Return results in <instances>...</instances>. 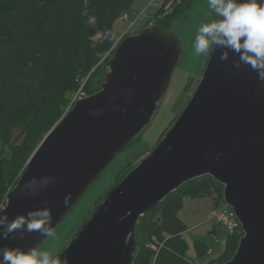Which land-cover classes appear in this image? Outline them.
<instances>
[{
  "label": "water",
  "instance_id": "1",
  "mask_svg": "<svg viewBox=\"0 0 264 264\" xmlns=\"http://www.w3.org/2000/svg\"><path fill=\"white\" fill-rule=\"evenodd\" d=\"M222 52L228 59H220ZM182 53V40L152 23L125 36L102 66L99 89L78 98L33 151L2 214L12 220L47 207L52 232L119 153L144 136ZM124 172L56 255L61 260L134 264L141 216L184 183L210 175L223 185V200L243 232L234 255L219 264H264V82L239 53L210 49L184 108ZM44 177H50L46 188L43 182L25 186ZM14 235L0 237V248H38L48 237L24 230Z\"/></svg>",
  "mask_w": 264,
  "mask_h": 264
},
{
  "label": "trees",
  "instance_id": "2",
  "mask_svg": "<svg viewBox=\"0 0 264 264\" xmlns=\"http://www.w3.org/2000/svg\"><path fill=\"white\" fill-rule=\"evenodd\" d=\"M133 1L1 0L0 194L10 187L12 179L18 181L33 151L63 116L71 99L70 91L79 82L78 75H70L69 71L79 60L86 68L99 62L117 40L114 23L130 10ZM192 3L193 0H182L162 21L152 24L169 29L174 18L183 15ZM85 10L88 15L82 14ZM89 16L96 17L94 25L87 23ZM104 63L93 70L88 93L99 89L95 85ZM18 128L21 136L25 134L22 143L15 149L6 148L4 145L10 143ZM204 195L224 201L223 185L210 175L195 178L147 210L137 225L139 252L134 264H192L183 236L188 226L178 213L185 196ZM242 234L229 233L223 252L208 264L230 259ZM196 244L204 254L206 242L198 240Z\"/></svg>",
  "mask_w": 264,
  "mask_h": 264
},
{
  "label": "rangeland",
  "instance_id": "3",
  "mask_svg": "<svg viewBox=\"0 0 264 264\" xmlns=\"http://www.w3.org/2000/svg\"><path fill=\"white\" fill-rule=\"evenodd\" d=\"M179 3H182V0H134L129 12L131 21L135 19V22L130 29H128V22L121 19L114 23L118 32L116 42H120L127 35L137 33L149 22L162 21L163 17L171 13L175 5ZM161 8L162 11H160ZM213 19H216V17L209 9L207 0H193L191 6L185 8L183 15L174 18L169 31L182 40L183 53L179 65L173 73L165 99L153 121L142 138L131 147L120 152L110 163L102 176L88 189L76 207L54 228L52 235L48 236L39 245V249L49 251L56 256L101 202L106 192L117 182L118 177L125 173L123 170L143 158L181 112L203 72L209 55V53L200 56L196 55L194 51L195 37L198 35L201 25L211 22ZM116 42L112 46H116ZM112 46L101 55L99 62H97L98 64L96 63L92 67L86 68L82 61L79 60L74 64L75 68L69 71L70 75H78L79 82L78 87L70 91L71 99L63 115L67 113L78 98L90 94L88 93L87 85L93 70L97 65L107 62L112 57L114 52V50L112 51ZM13 136L12 140L9 141L10 143L4 145L6 148L13 146L15 149V146L22 143L25 134L21 136L18 128L15 129ZM13 180L14 182L16 181V179H12V182ZM12 184L0 194V205L3 207L7 194L12 189ZM220 206V209L227 207L224 201L221 202ZM212 207V195L195 198L185 196L184 205L178 213L179 217L188 226L184 233V237L188 242L187 254L194 262L200 264H208L210 260L217 258L223 252L226 247L227 236L230 233L221 223L217 222L216 217H208L213 210ZM206 215L208 222H203V219H206ZM198 240H205L208 246L206 248L208 251H205L204 254L200 253V249L196 244Z\"/></svg>",
  "mask_w": 264,
  "mask_h": 264
},
{
  "label": "clouds",
  "instance_id": "4",
  "mask_svg": "<svg viewBox=\"0 0 264 264\" xmlns=\"http://www.w3.org/2000/svg\"><path fill=\"white\" fill-rule=\"evenodd\" d=\"M208 7L216 19L204 23L195 37L194 51L196 55H206L215 47H226L239 53L240 61L249 65L258 73L264 82V0H207ZM83 15H88L85 10ZM88 24L96 23L95 16H89ZM221 60L228 59V53L222 52ZM240 63L235 67L239 68ZM219 156V154H218ZM50 177L41 180L30 179L26 185L43 182L46 188ZM35 194V192H30ZM68 200L66 198L65 203ZM47 203V202H45ZM0 205V237L16 238L14 233L24 230L28 233L39 232L42 236H51L54 217L49 208L32 210L27 215H19L12 220L2 214ZM23 238V235L20 236ZM0 264H69L68 258L63 260L49 251L33 247L24 250L20 247L0 248Z\"/></svg>",
  "mask_w": 264,
  "mask_h": 264
},
{
  "label": "built area",
  "instance_id": "5",
  "mask_svg": "<svg viewBox=\"0 0 264 264\" xmlns=\"http://www.w3.org/2000/svg\"><path fill=\"white\" fill-rule=\"evenodd\" d=\"M120 19L128 22L129 24L128 29H130L135 22V19L131 21V14L129 10L123 12L122 15L120 16ZM118 43L119 41H117L115 45H117ZM115 47L116 46H112V51L115 49ZM217 216H218L219 222L223 224L225 228L229 230L230 233H233L236 231H242L241 223L235 211L231 207L227 206L226 208L220 209L217 213ZM192 264H200V263L193 261Z\"/></svg>",
  "mask_w": 264,
  "mask_h": 264
},
{
  "label": "crops",
  "instance_id": "6",
  "mask_svg": "<svg viewBox=\"0 0 264 264\" xmlns=\"http://www.w3.org/2000/svg\"><path fill=\"white\" fill-rule=\"evenodd\" d=\"M221 202L222 201H217V200H215L214 199V197H213V210L211 211V213H210V215L208 216V217H216V220H217V222L218 223H220L219 222V220H218V216H217V213H218V211L220 210V205H221ZM227 206V205H226ZM208 215V214H207ZM207 215H206V219H203L204 221L203 222H208V218H207ZM191 224H192V222H191ZM223 225V224H222ZM224 226V225H223ZM225 227V226H224ZM188 229V228H187ZM216 230V229H215ZM186 231H184V233H185ZM184 233H183V236H184ZM203 241H205V240H203ZM208 247V246H207ZM206 251H208V249L206 250Z\"/></svg>",
  "mask_w": 264,
  "mask_h": 264
}]
</instances>
